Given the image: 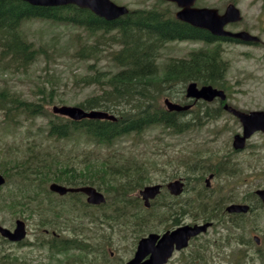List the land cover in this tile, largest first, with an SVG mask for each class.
<instances>
[{"label":"trees","instance_id":"obj_1","mask_svg":"<svg viewBox=\"0 0 264 264\" xmlns=\"http://www.w3.org/2000/svg\"><path fill=\"white\" fill-rule=\"evenodd\" d=\"M173 12L168 6L136 7L114 20H106L71 4L40 6L23 0H0V72L26 73L39 56L49 55L44 44L36 45L24 35V22L37 19L50 21L51 25L79 29L74 34L76 39L73 41L77 46L71 47V56L89 62L85 66L86 73L77 76L75 81L82 86L97 85L100 92L86 97L78 105L86 110L102 109L116 118L75 121L56 114L40 126L41 142L33 138L22 154L16 153L18 147L12 150L17 144L7 143L0 136V173L6 177L0 187V212L7 209L11 214H22L24 218L39 216L46 225L67 227L71 232H77L74 222L79 217L94 222L99 219L119 228L131 227V231L140 237L155 231L158 224L168 221V225L173 224L172 200L175 198L166 190L151 201L148 208L137 194V190L152 181L149 175L152 165L149 168L145 161L125 154L115 148V144L156 125L181 134L202 123V118L218 117L220 109L206 106L202 114L195 113L187 119L186 112L169 111L161 100L172 96L175 86L184 88L190 81L224 87L228 63L222 57L220 42L236 41L213 36L207 30L182 22L174 17ZM184 40L202 41L205 46L191 50L185 57H169L163 63L159 62L163 47L169 42ZM102 55L108 60V66L98 64ZM41 91L44 92L43 100H30L7 86L0 87L1 128L9 129L21 117L32 121L37 116L48 115L44 105L51 103L54 88L47 98L45 90L42 88ZM79 141L90 145L79 157L72 151L73 146L70 149L64 147ZM182 163L187 169L184 178H192L201 186L196 193L198 197H190L187 201L191 212L198 211L194 216L208 219L217 214L227 215L223 199L209 194L204 196L212 189L206 188L202 178L205 172L212 171L215 177L224 174L241 180L244 179L241 167L236 166L234 160H212L197 155L187 157ZM48 181L69 186L94 185L102 190L107 195L106 202L97 206L84 203L101 209V216L92 217L87 208L83 210V216L76 215L77 203L82 202L80 198L84 194L58 195L45 187ZM189 187L186 184V188ZM233 190L232 183L225 194L230 201L235 198ZM251 197L255 196L249 192L237 201L250 204L247 213L227 215L233 223L231 225L241 231L236 239L245 245L250 241L242 232L246 229V222L253 220L255 223L262 216L257 208L264 209V204H256ZM211 211H214L213 215H209ZM227 233L229 236L230 232ZM47 245L54 251L73 248L90 251L87 242L75 238H60L57 242L55 235ZM203 255L197 252L191 258L196 260ZM2 258L7 262L18 260L17 257Z\"/></svg>","mask_w":264,"mask_h":264},{"label":"rangeland","instance_id":"obj_2","mask_svg":"<svg viewBox=\"0 0 264 264\" xmlns=\"http://www.w3.org/2000/svg\"><path fill=\"white\" fill-rule=\"evenodd\" d=\"M113 1L129 8H150L156 5L168 6L173 11L176 9L174 4L159 2L160 0ZM228 3L235 4L242 17L239 22L229 24L227 29L232 32L247 30L257 36L259 40L256 43L220 42L222 57L228 63L222 88L226 91L228 102L232 106L243 111L264 110V0H196L195 6L215 7L219 12H222ZM50 23V21L35 19L28 20L22 25L24 35L36 45L44 44L48 50V56H39L26 73L0 72V87L7 86L25 99L43 100L42 88L45 90L46 98L54 88L51 103L44 105L48 115L37 116L32 121L21 117L16 125H11L6 130L0 126L1 138L7 143L17 144L14 148L12 146V150L18 147L17 154H22L26 150V144L31 143L33 138L37 139L36 142H41L39 128L45 124L48 118L56 115L52 111L54 105H78L86 97L100 92L97 85L82 86L75 81L77 76L86 73L85 66L89 62L71 56L72 48L77 46V43L73 41L76 39L74 34L79 29L64 25H51ZM79 33L82 34L81 31ZM82 40L83 35L81 42ZM201 46H205V44L200 41L169 42L162 48L159 62L163 63L169 57L187 56L192 49ZM98 64L102 67L108 66V60L102 55ZM184 88L175 86L172 89V96L166 97L178 103H188L189 101L184 96ZM164 98L161 100L162 104ZM216 105V103L208 104L209 107ZM204 107L206 106L202 102L193 104L191 110L185 113V118H192L195 113L202 114ZM200 122L202 123L198 127L181 134L173 133L163 126L156 125L146 129L140 135L122 138L115 144V148L145 161L149 168L152 165L149 173L152 181L147 184L163 183L165 185L175 178H184L187 169L182 162L193 155L202 158L211 157L212 160H234L236 166L241 167L244 179L239 180L237 177L233 179L230 176L227 178L224 174L218 177L214 176L210 180L211 192L204 194V196L209 194L217 199H223V206L231 202L228 200L230 197L227 199L225 194L228 186L232 183L236 198V200L234 198V202L241 201L246 193L257 188H264V132L254 133L246 140L244 149L235 151L232 147L233 135L241 132V124L231 113L223 112L213 119L202 118ZM71 146H73L72 151L76 153L77 157L80 156L83 149L90 147L83 141L64 145L65 149H70ZM208 173H204L202 182ZM50 182L45 184L47 189ZM186 182L190 187L180 199H185L187 196L198 197L196 193L201 187L200 183L196 184L192 178ZM104 195L107 197L106 193ZM250 199L256 204L260 203L256 197ZM80 200L82 202L77 203L79 210L76 211V215L83 216V210L87 208V212L92 217L98 214L101 216V209L84 204L86 203L85 196ZM257 211L262 216L255 223L253 220H248L246 229L242 231L250 239L248 245L241 244L236 239L241 231L239 232L238 228L232 226L233 223L228 218L229 214L225 213L228 216L224 215L227 216V219L217 214L213 218L216 222L213 220L214 223L208 231L195 238L185 250L176 252L167 264H264V219H262L264 209L259 207ZM213 214L214 211L209 213V215ZM16 218L27 222V238L18 245L0 238V264H66L69 257L77 258L81 254L77 249L52 251L48 248L46 243L53 237L51 235L53 230L58 234L56 235L57 242L62 237L77 238L81 242H87L92 254L81 255L86 260L85 264H91L90 258L92 257H96L97 261L94 260L96 264H125L132 256L136 242L140 237L131 231V227L119 228L116 224L109 225L99 219L94 222L79 217L74 222L77 232H71L67 227L53 228L46 225L39 220V216L32 215V217L24 218L22 214H11L7 209L0 212V224L3 226L10 228ZM194 219L196 218L192 217L186 221L192 223L200 220ZM168 224L169 222L158 224L155 231L168 228ZM227 232H230L229 236ZM254 236H258L259 244L253 240ZM39 242H44V245L41 246ZM198 251L204 254L202 258L188 263L189 254ZM53 252L55 253L52 254ZM2 256L12 259L17 257L18 260L7 262Z\"/></svg>","mask_w":264,"mask_h":264},{"label":"water","instance_id":"obj_3","mask_svg":"<svg viewBox=\"0 0 264 264\" xmlns=\"http://www.w3.org/2000/svg\"><path fill=\"white\" fill-rule=\"evenodd\" d=\"M32 5L54 6L74 4L80 8H86L92 11L99 17L106 20L115 19L128 12V8L124 5H118L112 0H24ZM175 2L178 10L175 12V18L187 22L192 26L200 27L208 30L216 36H229L240 39L242 41L257 42L259 38L250 34L245 30L231 32L225 29V26L232 22H237L241 19L240 10L233 4L226 5L224 11L220 13L214 7H197L194 6L196 0H166ZM186 97L202 98L206 101H212L215 97L221 100L226 98L223 89L215 88L211 85L197 86L195 82H190L186 86ZM166 106L171 110H184L189 105L172 103L165 99ZM225 109L231 110L237 116L242 125V133L233 136L232 145L235 149L243 148L245 140L255 131H264V110H252L244 112L235 108H231L228 104L224 105ZM54 113L62 114L70 117L73 120L83 118L96 119H115V116L106 111L99 109L85 110L80 106L61 105L53 106ZM211 177V175L209 176ZM209 179H207L208 183ZM5 182L4 176L0 173V185ZM183 183L180 180H175L167 184V188L172 194H179L182 191ZM160 184L146 185L140 189L139 193L144 200L145 206H149V200L153 199L160 192ZM49 189L59 194L66 192H83L87 195V202L91 204H100L105 201L104 194L95 187L86 185L79 187H69L56 182L49 184ZM255 193L264 202V188L255 190ZM249 206L247 204H230L226 207L228 212H246ZM22 220H16V226L13 230L0 225V234L10 240H20L25 235V227ZM210 223L182 225L173 230H168L162 233L151 232L146 236L141 237L135 249V252L126 264H165L171 256L174 248L181 249L187 246L190 237L204 232ZM258 242V237L255 236Z\"/></svg>","mask_w":264,"mask_h":264},{"label":"flooded vegetation","instance_id":"obj_4","mask_svg":"<svg viewBox=\"0 0 264 264\" xmlns=\"http://www.w3.org/2000/svg\"><path fill=\"white\" fill-rule=\"evenodd\" d=\"M228 99V97H227ZM189 101V100H188ZM191 102H196L197 101H201V100H197V101H192L190 100ZM211 103H216L217 105L215 106L216 108L218 109H223V104L226 103V101H221L218 97L214 98ZM195 104V103H194ZM221 104V105H220ZM185 186V184H184ZM185 188L183 189V191L180 193V195L178 196H174V200L173 201V211H172V224L173 226L171 228H174L176 226H179V225H182V224H185V223H190L188 221H186L188 218H192V216L194 214H197V210H193L192 212L189 210V205L187 203L188 199H189V196H187L185 199L181 198V200H179V198H176V197H180V196H183V194L185 193ZM183 204V205H182ZM200 219V220H198ZM169 220H170V217H169ZM194 220H198V223H203V222H206V221H211L212 222V218H203L202 216L194 219ZM171 221V220H170ZM197 222V221H195ZM213 223V222H212ZM193 239L190 240V243ZM68 260H70V262H74L75 264H85L86 260L82 257H77V258H68Z\"/></svg>","mask_w":264,"mask_h":264}]
</instances>
